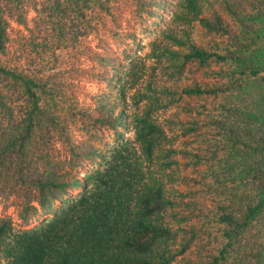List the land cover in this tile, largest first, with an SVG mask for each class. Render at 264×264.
I'll list each match as a JSON object with an SVG mask.
<instances>
[{"label": "trees", "instance_id": "16d2710c", "mask_svg": "<svg viewBox=\"0 0 264 264\" xmlns=\"http://www.w3.org/2000/svg\"><path fill=\"white\" fill-rule=\"evenodd\" d=\"M135 1L136 8L152 19L161 18L167 3ZM177 1L181 12L207 33L225 38L222 47L205 48L177 39L182 51L156 47L182 64L219 65L209 74L220 81L187 85L182 90L187 96L219 99L211 114H206L205 107L197 111L206 114L202 124L216 138L213 149L206 148L208 156L191 154L195 166L208 164L206 187L220 199L215 201L210 223L221 230V245L216 255L202 264H264V0H249L251 4L243 7L238 0H217L219 10L213 7L208 16L203 14L205 2L206 7L213 6L208 0ZM89 2L93 1L56 0L49 7L55 42H63L66 31L73 32L76 13ZM14 3L19 4L17 0ZM104 4L98 2L100 8H106ZM3 13L0 1V56L7 39ZM131 73L136 75V71ZM106 75L109 85L110 77H115ZM1 82L20 102L24 127L18 131L22 138L18 154L12 158L6 157L4 150L0 153V176L9 177L20 193L18 228L11 219L0 218V264H172L184 245L179 251L172 249L173 231L160 218L166 209L175 210V203L166 199L162 182L141 165L142 158L152 160L162 135L151 118L152 108L131 118L138 151L117 139L127 113L105 101L88 117L115 136L108 154L71 146L63 169L42 168L29 161L23 144L31 139L39 118L46 117L51 130L61 128L58 114L40 105V92H45L50 81L38 73L29 75L10 68L0 59ZM2 98L5 95L0 90V106L5 107ZM9 111L5 115L11 118L13 106ZM8 132L0 121V141L10 142ZM6 161L11 164L5 165ZM89 162L98 165L81 175ZM198 216L207 228L208 217L201 212Z\"/></svg>", "mask_w": 264, "mask_h": 264}, {"label": "rangeland", "instance_id": "374dc122", "mask_svg": "<svg viewBox=\"0 0 264 264\" xmlns=\"http://www.w3.org/2000/svg\"><path fill=\"white\" fill-rule=\"evenodd\" d=\"M0 1L7 30L1 63L29 75L38 73L48 78L50 82L45 92H40V105L58 114L61 120L57 131L47 127L46 117L39 118L40 124L33 128L31 139L23 144L29 161L42 168L49 165L59 170L70 159L71 146L108 154L116 142L115 136L94 125L88 117L90 111L105 101L127 113L117 139L138 151L131 118L152 108L151 118L162 135L157 140L152 160L142 158L141 165L152 178L162 182L166 199L175 203V210L166 209L160 218V222L173 231L172 249L179 251L181 244L184 245L183 252L172 264L210 261L221 245V230L210 223L215 201L220 199L206 187L208 164L195 166L191 154L208 156L206 148L213 149L216 138L202 122L219 99L187 96L182 90L187 85L220 81L219 77L209 74L210 69H218L219 65L195 61L182 64L172 61L160 49L182 51L183 47L174 39L205 48L222 47L225 38L207 33L190 15L181 12L177 0H167L164 11L159 10V19H152L144 10L137 9L135 0H92L76 13L77 19L71 23L73 32L66 31L64 41L55 42V25L49 18L52 12L49 7L56 0H17L18 5L15 0ZM98 2L106 8H100ZM208 2L213 6L206 7L205 2L203 14L207 16L213 7L218 11L220 6L217 0ZM238 3L242 7L251 4L249 0H238ZM132 71H136V75L133 76ZM106 73L115 77H110L109 85L104 80L108 78ZM0 90L5 95L2 100L6 107L0 106L2 129H9L12 135L8 138L10 142L0 141V153L4 150L6 157L14 158L22 142L18 131L24 127L23 121L20 123L21 104L4 82L0 83ZM12 106V117H6ZM199 107H205L208 112L200 115ZM10 164L11 161L5 162V165ZM87 165L81 175L98 164L89 162ZM10 180L0 176V218L11 219L18 228L19 191ZM199 212L208 217L207 228L199 222Z\"/></svg>", "mask_w": 264, "mask_h": 264}]
</instances>
